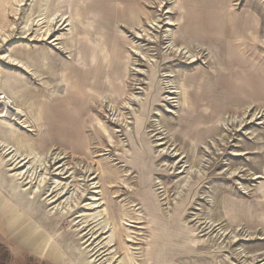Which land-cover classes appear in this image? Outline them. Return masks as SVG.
<instances>
[{
    "label": "rangeland",
    "instance_id": "374dc122",
    "mask_svg": "<svg viewBox=\"0 0 264 264\" xmlns=\"http://www.w3.org/2000/svg\"><path fill=\"white\" fill-rule=\"evenodd\" d=\"M0 102V264H264V0H0Z\"/></svg>",
    "mask_w": 264,
    "mask_h": 264
},
{
    "label": "bare ground",
    "instance_id": "6f19581e",
    "mask_svg": "<svg viewBox=\"0 0 264 264\" xmlns=\"http://www.w3.org/2000/svg\"><path fill=\"white\" fill-rule=\"evenodd\" d=\"M0 105H2V107H6L7 108V104H3L2 102H0ZM6 108H2V109H6ZM5 111L7 113L9 112L7 109ZM51 113H53V114H50V115H53L54 116L53 118H55L56 117V113L54 111H52ZM0 118H5L4 116L1 115V112H0ZM20 239L22 240V241H19L20 243H24L26 241L25 236H23V235L20 237ZM49 250H50L49 254L52 256V259H55L56 258V251H55L54 247H50Z\"/></svg>",
    "mask_w": 264,
    "mask_h": 264
}]
</instances>
